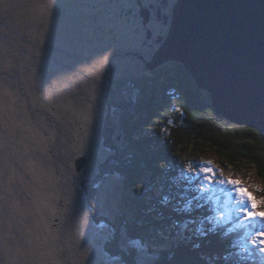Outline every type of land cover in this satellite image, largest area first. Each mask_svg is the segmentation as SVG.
Returning a JSON list of instances; mask_svg holds the SVG:
<instances>
[{
	"label": "rangeland",
	"instance_id": "374dc122",
	"mask_svg": "<svg viewBox=\"0 0 264 264\" xmlns=\"http://www.w3.org/2000/svg\"><path fill=\"white\" fill-rule=\"evenodd\" d=\"M44 1L48 0H0V15L8 17V25L3 28L5 38L0 37V122L4 125V130L0 132V164H4L3 170L0 168V264H15L18 259L21 264H29V261L33 264H126L121 257L112 259L107 255L104 249L105 244L114 240L118 231L112 225L102 222L104 218L115 221L122 190L132 186L129 187L126 182L123 186L124 178L121 176L117 178L112 173L105 175V178L92 188H87L83 184L94 181L98 176L100 164L115 154L106 147L105 143L103 130L104 127H108V123L113 128L111 138L119 147V151L125 148L120 139V119L122 118L120 113H115L110 106L113 102L121 104V100H124L127 103L124 104V110L130 116V113L140 106L139 101L143 95L141 93L136 95V91L133 95H127L124 91L131 87L129 80L132 76L137 77L146 71L142 73V66L135 61L134 66L125 56L107 55V53L111 54V49L115 47V45L112 46L108 33L106 45L98 41V37L103 38L106 32V23L104 29L99 30L98 34H93L89 29L91 20L95 16L89 14L90 9L87 13L85 4L93 0H49L50 3ZM151 3L155 5L157 2ZM47 7H52L51 13L39 11V8L45 10ZM105 14L107 12L100 13V17ZM48 15L53 21L57 19V23H46L45 19ZM62 27L70 36L61 33ZM0 29H2L1 26ZM50 43L52 48L60 49L53 51L51 48L52 51H49ZM108 57L112 59L114 70L115 68L118 70L114 71V80H117V85L112 87V90L108 89L106 80L109 77ZM83 65L87 75L82 74ZM146 67L149 71L147 63ZM7 70H13L14 76L10 75L13 71ZM9 81H11L10 84ZM14 84L17 86L14 87ZM12 88L20 89L21 95L25 98L29 94L33 115L29 122L34 129L33 132L24 130L20 112L11 107V104L13 106V103L10 104ZM74 88L77 89L71 95L72 99L64 100L67 104L65 107L72 111L74 121H64L63 126L69 125V122H75L77 127L62 126L61 131L77 139H81L83 134L85 142V128L87 129L89 141L86 144L80 141L77 145L84 150L89 145L88 154L85 151L84 155H87L90 160L84 157L76 161V165L80 160L88 161L80 173L77 172V166L74 167V160L80 157L76 154L74 146L50 145L49 151L51 148L54 151L48 155L49 152L44 151L45 146L37 136L39 131H46L49 134L60 132L58 128H52L50 123L42 118V114L45 115L47 111H51L50 89H53L56 100L62 102V95L66 96V92L71 94ZM81 89L84 90L81 91ZM116 90L122 95L121 100L118 96L112 97L111 94ZM53 118L54 116L50 115V122L53 121L57 123L56 126L59 125ZM75 134L78 136L76 137ZM53 137L54 135L51 138ZM17 141L19 145H16ZM40 156L46 157L47 164H50L51 156H56L60 165H57L54 171L61 173L55 175L48 166L39 179V183L36 184L41 188L45 187L41 191L50 193L52 182L49 180L53 176L57 177L55 185L65 181L64 187L68 189L66 198L71 203L68 206V216L65 225L58 228H47L49 227L47 220L55 221L56 219L52 207H45L50 199L48 195L43 193L42 198L36 194L32 200V213L39 208L35 213L38 217L37 221L35 216L27 210L28 201L19 196L20 189L15 186L19 175L17 166L29 161L30 169L39 170L36 162ZM192 158L200 162V169L207 166L214 169L217 175L221 171L219 159L213 154L196 155ZM205 162L210 163L205 164ZM186 164H191V161L188 160ZM251 177V180L257 184L244 182V185L259 202V198L264 196L263 184L255 172L251 173ZM232 178L239 179L236 174H232ZM206 184L216 194L218 192L225 194L226 209L227 205L233 204L234 208L230 211V215L234 210L243 215L241 208L249 207L247 204L242 206L239 203L241 198L231 186L220 185L218 182ZM139 187L141 186L138 185ZM149 195L148 193L147 196ZM220 197V195L217 196L218 199ZM90 200L93 201L92 206H90ZM21 209H24L23 215ZM261 209L264 210V206H261ZM146 210L143 207V213ZM55 213L57 214L56 211ZM144 218L147 221L145 215L138 214L136 220L141 221ZM38 224L44 225L47 229ZM71 232H74L78 238V244L74 247L70 237ZM259 233L261 232L258 231ZM261 234L263 236V233ZM262 240H264L263 237ZM121 241L123 253L131 254L134 250L139 264H161L155 254L148 253L143 243L141 245L138 241L129 240L123 232Z\"/></svg>",
	"mask_w": 264,
	"mask_h": 264
},
{
	"label": "trees",
	"instance_id": "16d2710c",
	"mask_svg": "<svg viewBox=\"0 0 264 264\" xmlns=\"http://www.w3.org/2000/svg\"><path fill=\"white\" fill-rule=\"evenodd\" d=\"M44 2L50 3L49 0ZM51 10L52 7H47L45 10L39 8L41 13H51ZM45 21L48 24L57 23V19H54V22L50 15ZM7 25L8 17L0 15V26L2 27L0 37L2 38H5L3 28ZM60 31L63 35L70 36L63 27ZM59 49V47H54L53 51ZM49 51L52 50L49 49ZM82 68V74L87 75L84 72V65ZM160 71V74L152 79L144 78L135 83V79L129 81L131 87L125 89L124 93L130 91L133 93L135 90L138 95L144 89H148L142 92L143 96L139 101L140 106L144 108L139 106L129 116L132 124L127 117L124 118V115H121V132L127 146L130 147L124 148L122 152L118 150V153L108 157L100 164L95 180L83 184L87 188H92L96 183L101 182L105 175L112 173L117 178L123 177V181L129 187L132 186L128 189L125 187L124 190L121 188L122 196L119 200L117 224L112 225L118 233L114 240L106 244L107 255L112 259L121 257L126 264H139L135 253L127 255L123 253L121 243L123 232L128 239L157 250L156 255L161 264H263L264 253H261L259 248L253 244L255 241L256 245H259L255 234L250 233L259 226L260 218H247L243 221L234 217L230 222L226 217L220 218L215 223L212 219V214L216 213L213 210L215 207L213 196L205 190V183L187 170L185 162L186 160L197 161L196 159L191 160V156L213 154L218 157L224 176L232 177V174H236L243 182L256 185L257 183L251 180V173L255 172L262 181L264 190V135L253 128L234 124L218 114L213 106L210 93L199 89L182 64L169 62ZM14 73L13 71V74H8L14 76ZM76 89L74 88L71 94L66 92V96L62 95V102L56 100L53 89H50L52 93L51 111H47L45 115L42 114V118L50 123L52 128H58L60 132L59 134H49L46 131L37 132V136L45 146L44 151L49 152L48 155L54 151L52 148L49 151L50 145L74 146L76 154L80 156L74 160L75 162L73 161L74 167L79 158L88 157L84 155V152L88 154L87 149H89V145L86 150L77 145L80 141L84 142L83 134L81 139H77L61 131L64 126H76L75 122H69V125L63 126L64 121H74L72 111L65 107L67 104L64 100L67 98L71 100V95ZM10 91L12 92L10 104L13 103L11 107L20 112L24 130L33 132L34 129L29 122L33 118L29 94L25 98L21 95L20 89L14 88ZM30 94H32L31 91ZM115 94L118 97L121 96L117 90ZM167 96L172 100L167 101ZM73 99L76 102L74 96ZM121 102V104L113 102L110 108L119 114L120 111H124V104H127L124 101ZM50 115L54 116L53 120L59 125L56 126L57 123L50 122ZM170 120H173L174 124H171ZM127 121L132 125V132H130L132 135L128 133L130 130L127 127ZM162 125L171 128L168 137L162 131ZM150 128L158 131L159 138L150 132ZM3 130L4 125L0 122V132ZM112 130L111 124L108 123L104 132L107 138L106 147L110 151L115 150L111 138ZM85 133L84 143L86 144L89 141L86 128ZM146 135L153 136L154 142L147 141ZM75 136L78 135L75 134ZM138 136L144 138L139 141ZM16 145H19V141ZM51 157L50 164H47L46 157L38 158L36 167L39 170L30 169L31 162L29 161L17 166L18 173H22L21 170L24 168L25 173L33 180L31 188L26 191L23 187V191L20 190L21 193H19L20 197L28 201L27 210L32 216L39 209H36L35 213L31 211L35 195L42 198L41 194L48 195V192L41 191L45 187L41 188L36 185L43 172L49 166L55 175L61 174L54 171L55 167L60 165L58 158ZM3 166L4 164L1 163L2 170ZM77 172H79L78 168ZM56 178L53 176L49 180L52 182L50 185L51 198L47 201L54 214L57 207L68 211V206L71 204L66 198L68 189L64 187L65 181L59 180L62 183L55 185ZM138 185L141 187L138 188ZM148 193L149 196H147ZM92 202L90 200V206L93 205ZM143 207L147 209L145 213H143ZM211 208L212 211H210ZM23 210L21 209L22 215ZM220 211L225 212L222 209ZM138 214L145 215L147 221L145 218L137 221ZM219 215L223 217L224 213ZM35 219H38L36 214ZM70 237L74 247L78 244V238L74 232L70 233ZM19 261L20 259L16 260L15 264Z\"/></svg>",
	"mask_w": 264,
	"mask_h": 264
},
{
	"label": "water",
	"instance_id": "95a60500",
	"mask_svg": "<svg viewBox=\"0 0 264 264\" xmlns=\"http://www.w3.org/2000/svg\"><path fill=\"white\" fill-rule=\"evenodd\" d=\"M182 64L216 112L264 135V0H178L149 70ZM87 160L77 162L80 172Z\"/></svg>",
	"mask_w": 264,
	"mask_h": 264
},
{
	"label": "flooded vegetation",
	"instance_id": "af4514ba",
	"mask_svg": "<svg viewBox=\"0 0 264 264\" xmlns=\"http://www.w3.org/2000/svg\"><path fill=\"white\" fill-rule=\"evenodd\" d=\"M157 2L155 5L151 2ZM178 0H93L85 4L87 9L92 10V14L98 15L104 12L107 14L102 17H95L91 22L89 29L93 34H98L99 30L104 29L106 23L107 29L103 38L98 37V41L102 45H106V34L108 33L111 39L112 56H125L127 60L130 59L131 64L135 66L138 62L142 66L141 72H145L139 77L132 76L130 80L135 79L134 83L141 79H152L160 74V69L148 71L145 61L150 62L156 52L161 47V44L167 38L174 13V8ZM104 6V7H103ZM132 38V41H131ZM147 48L145 51H143ZM108 73L106 78L108 89L116 87L117 80H114V67L112 59L108 57ZM164 67V66H163ZM129 80V81H130ZM130 83V82H129ZM131 84V83H130ZM116 97L115 93L111 94ZM54 110H56L54 108ZM128 121L130 117L125 115ZM127 121L129 130L132 131L131 124ZM116 149V147H115ZM22 173H19L18 180L15 186H18L23 191V187L27 191L33 185V180L29 177L23 168ZM31 206V205H30ZM57 217L55 219V226L61 223L64 218H67L66 210L57 207ZM32 211V208H31ZM34 216V215H33ZM17 264H21L20 261ZM29 264H33L29 261Z\"/></svg>",
	"mask_w": 264,
	"mask_h": 264
},
{
	"label": "snow or ice",
	"instance_id": "6c2138e0",
	"mask_svg": "<svg viewBox=\"0 0 264 264\" xmlns=\"http://www.w3.org/2000/svg\"><path fill=\"white\" fill-rule=\"evenodd\" d=\"M195 167H189L187 170L196 175L200 181L205 183H213L218 182L220 185H229L231 186L236 194L241 198L239 200V203L243 206L244 204H247L248 208H241V211L244 213V215L249 218H264V210H258L261 208V206H264V196L259 198V202L257 197L249 192L244 185V182L239 179H234L231 176H224L223 171H219V174L217 175L216 171L212 168H209L205 166L204 168L200 169V162L199 161H193L192 162ZM210 162H205V164ZM253 244L259 248V251L261 253H264V240L260 241L259 245H256V242L253 241Z\"/></svg>",
	"mask_w": 264,
	"mask_h": 264
},
{
	"label": "bare ground",
	"instance_id": "6f19581e",
	"mask_svg": "<svg viewBox=\"0 0 264 264\" xmlns=\"http://www.w3.org/2000/svg\"><path fill=\"white\" fill-rule=\"evenodd\" d=\"M166 39H167V38H165L164 42L161 44V47L165 44ZM161 47H160V48H161ZM160 48H159V50H160ZM159 50H158V51H159Z\"/></svg>",
	"mask_w": 264,
	"mask_h": 264
}]
</instances>
